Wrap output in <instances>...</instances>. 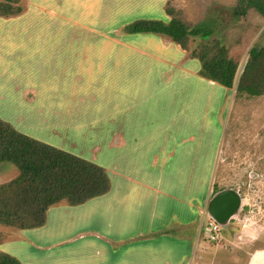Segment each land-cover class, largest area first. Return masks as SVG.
Listing matches in <instances>:
<instances>
[{"label":"rangeland","instance_id":"rangeland-1","mask_svg":"<svg viewBox=\"0 0 264 264\" xmlns=\"http://www.w3.org/2000/svg\"><path fill=\"white\" fill-rule=\"evenodd\" d=\"M92 1H39L42 5H55L60 14H66L67 18L74 22L66 24L59 20L58 37L50 35L51 38L59 40L57 45L48 44L53 46L50 54L49 50L35 53L34 43L27 38L36 35V32L39 33L33 24L28 26L41 17L38 10L33 8L35 0H19L18 6L22 9L20 15L0 18V120L19 134L24 130L28 133L22 135L28 138L95 165H98L96 160L99 148L100 152L104 151L100 157L107 155L117 162L115 148H109V144H106L113 142L115 137L114 133L106 132L107 124H111L105 120L110 117L111 112V107L107 108V105L123 103L129 106L131 103L132 107L129 109L136 111L133 106L137 103L134 102L145 92L144 83L141 82L146 79L141 78L146 76V70L158 68L155 71H161L159 78L155 77L145 83L151 98V102L147 103L153 106L157 104L159 107L170 105L171 110L180 111L189 118H200L201 126L210 122L212 132L218 135L220 145L211 179L203 183L205 189L208 190L210 184H216L218 190L231 188L236 190L244 201L240 206L242 219L234 220L233 224L230 221L227 226L219 228L215 241L207 239L209 219L205 212L201 211L202 222L198 221V237L195 233L198 240L194 242L193 250L200 253L204 241L212 248H216L217 244L218 250L214 253L209 251L208 254H212L206 262L214 258L215 264H244V252H236V256L232 254L235 250L242 251L241 243L234 246L231 240L237 239L239 242L242 239L241 232L238 233L237 230L247 226L245 216L247 218L248 214L251 217L247 221L257 223L250 222L264 230V99L255 100V103H182L188 93H197L199 81L192 75H187L184 80L178 79L176 75L178 68L196 70V67H200L201 71L200 63L190 59L189 54L199 53L204 46L206 49L210 48L211 55L215 54V42H218V47L225 49V57L237 62L238 68H241L252 47H264V18L248 8L246 13L237 15L242 8L240 0H94L93 9L88 5ZM4 2L0 0V3ZM167 8L174 11L173 18L182 20L190 27L212 22L214 33L205 43L199 38H189L186 44L187 52L171 43L167 37L127 34V27L138 20L168 23L172 16H166L164 10ZM62 37L74 41L68 43ZM159 54L164 57L161 58L162 55ZM182 54L183 63L177 66V59ZM200 71L198 75L201 76ZM27 76L32 79V84L25 82ZM42 83L46 85L45 89H42ZM29 84L36 86V91L24 93ZM226 97L227 95L224 98ZM18 103H51L53 107H57L58 103L59 122L70 117L67 108L71 103H76L73 106L77 103H100V106L97 109L96 106L88 105L93 115L90 124L92 128L95 127L89 131V135L85 128L80 129L78 134L69 130L66 139L58 140L55 136L49 138L42 130H34V124L20 118ZM152 111L153 108L148 107L141 110L143 114L147 113L144 118L155 121L156 118L151 115ZM128 115L130 112L126 116ZM55 116L53 115L47 124L57 128L59 125L51 120ZM74 117L75 114L72 119ZM111 118L115 127L112 115ZM162 118L159 122H162ZM164 123H167L170 141H175L176 135L184 138L185 134L195 132L191 126L187 127L188 132L185 130L182 118H179L178 124L172 122L171 125L165 120ZM176 126L178 127L175 131ZM180 127L179 133L177 131H180ZM90 140L92 143L97 142L96 146L99 144V148L93 149ZM120 159L130 162L128 153ZM141 163L147 168L143 160H139L138 167L142 166ZM16 175L17 170L9 164L0 165V184L15 179ZM197 184L195 181L191 187L186 186L187 196H194L190 188L193 190ZM201 202L200 207L204 210L205 202ZM62 222L57 226L62 230L61 237L65 239L82 229L81 221L76 222L72 218L64 217ZM68 224L70 228L67 227L66 231ZM174 231L176 232L168 234L176 238L182 236V231ZM14 236L8 229L0 227V243L16 242ZM248 238L252 241V245L249 244L251 249L264 244V232L253 230ZM245 243H249V240L245 239Z\"/></svg>","mask_w":264,"mask_h":264},{"label":"crops","instance_id":"crops-1","mask_svg":"<svg viewBox=\"0 0 264 264\" xmlns=\"http://www.w3.org/2000/svg\"><path fill=\"white\" fill-rule=\"evenodd\" d=\"M39 1L35 0L33 8L38 10L41 17L28 25L33 24L39 33L36 32V35L27 36V38L34 43L35 53L49 50L48 54H50L53 50V46L50 45H55L59 40V38L50 37V35L58 37L59 20L66 24H74V22L70 21L66 14H60L55 5L46 6ZM88 5L93 9L94 0ZM62 38L68 43L74 41V39L70 41L68 37ZM183 55L178 57L177 66L183 63L181 60L184 58ZM171 65L174 66V64ZM155 69L146 70V76L141 78V80L146 79L141 82L144 83L145 92L134 102L137 103L133 106L136 114L129 109L132 107L131 103L129 106L123 103L107 105V108L111 107V112L110 117L105 120L111 124H107L106 132L114 133L115 137L113 136V142L109 141L106 144H109V148H115L117 162L107 155L100 157L104 151L100 152L99 144L96 146L97 142L92 143L90 140L93 149L99 148L96 161L108 175L110 191L77 207L70 208L62 204L50 209L46 225L42 229L23 232H13L8 229L15 234L16 242H1V253L12 256L20 264H215L214 258L210 262L206 261H209V256L218 250L217 244L216 248H212L204 241L200 253L194 252L193 244L198 240L196 239L199 232L198 221L202 222V212H205L206 205L212 197L213 185H216L210 184L206 190L203 183L211 179L214 164L218 160L220 145L218 135L212 132L210 122L203 123L201 126L200 118H189L180 111L171 110L170 105L159 107L157 104L153 106L147 103L151 102V98L145 83L161 75V71H155ZM195 69L178 68L176 75L178 79L184 80L187 75H192L197 79L196 81H199L197 93L194 95H191L192 92L188 93L182 103H255V100L264 99V94L258 97L237 95L234 86L232 89H227L198 75L200 67ZM25 78L26 83H33L28 76ZM31 84L27 86L24 93L36 91V86ZM172 86L176 85L172 84ZM45 88L46 85L42 83V89ZM225 95H227L226 98H224ZM74 104L71 103L67 108V114L70 117L61 119L60 122L58 103V108L53 107L51 103H18V107L20 118L34 124V130H42L49 138L55 136L61 140L66 139L69 130L78 134L82 128H85L87 132L95 129L90 124L93 115L89 109L94 106L98 109L100 103H77L73 106ZM147 107L153 108L151 115H154L156 122L143 117L147 113L143 114L141 110ZM128 112L130 115L126 116ZM74 114L75 117L72 119ZM53 115L56 116L51 120L59 125L57 128L47 124ZM111 115L115 120V127L111 122ZM122 115L125 116L123 119ZM76 117L78 122L75 123ZM161 118L162 122H159ZM179 118L184 119L185 130L191 126L198 134L191 131L193 134H185L184 138L176 135L177 139L170 141L171 137L167 135V123H164V120L172 125V122L178 124ZM81 119H83L82 122H80ZM119 122L120 126H118ZM178 126L175 127V131ZM177 132H181V127ZM20 133L28 132L22 130ZM89 134L90 132L87 133ZM127 153L130 162L120 159ZM139 160H143L147 168L143 167L142 163V166L138 167ZM193 170L196 173L195 177ZM195 181L196 184L198 183L197 186L195 185L193 190L190 188L194 196H187L186 186L191 187ZM240 199V206H242L244 201L241 196ZM201 200L205 202L204 210L200 207ZM240 209L238 214L230 220L231 223L242 219ZM64 217L72 218L76 222L81 221L82 228L67 239L61 237L62 230L57 226ZM249 217H251L250 214L247 218L245 216L247 226L237 230L238 233L241 232L242 239L239 242L237 239L231 240L234 246L241 243L242 251L235 250L232 254L236 256V252H244V264H264V244L256 245L254 249H251L252 241L250 237L248 238L253 230L257 232H264V230L253 225L257 223L248 222ZM69 225L66 226V231L67 227L70 228ZM176 229L182 231V236L176 238L168 234L175 233ZM245 239H248L249 243H245ZM209 251L212 253L208 254Z\"/></svg>","mask_w":264,"mask_h":264},{"label":"trees","instance_id":"trees-1","mask_svg":"<svg viewBox=\"0 0 264 264\" xmlns=\"http://www.w3.org/2000/svg\"><path fill=\"white\" fill-rule=\"evenodd\" d=\"M4 1L0 3V18L21 14L19 0ZM240 5L242 8L237 15L246 13L248 8L264 18V0H240ZM164 12L166 16H172L168 23L138 20L127 27V34L167 37L187 52L189 38H199L205 43L214 33L212 22L190 27L173 18L172 9L167 8ZM217 43L213 47L217 48L215 54L211 55L210 48L205 46L199 53L189 54L190 59L200 63L201 76L227 89L234 85L237 95H263L264 47H252L246 62L238 68L237 62L227 59L225 49ZM8 164L17 170V175L0 184V226L13 232L42 229L50 209L62 204L77 207L110 191L108 175L100 166L19 134L0 120V165ZM217 192V186L213 185L211 196ZM0 264L20 262L0 252Z\"/></svg>","mask_w":264,"mask_h":264},{"label":"water","instance_id":"water-1","mask_svg":"<svg viewBox=\"0 0 264 264\" xmlns=\"http://www.w3.org/2000/svg\"><path fill=\"white\" fill-rule=\"evenodd\" d=\"M240 205L241 199L236 191L221 190L210 198L205 213L214 224L222 228L227 226L229 221L238 214Z\"/></svg>","mask_w":264,"mask_h":264},{"label":"built area","instance_id":"built-area-1","mask_svg":"<svg viewBox=\"0 0 264 264\" xmlns=\"http://www.w3.org/2000/svg\"><path fill=\"white\" fill-rule=\"evenodd\" d=\"M207 227L209 228V232L206 233L207 238L210 241H215L217 239V233H218L219 227L216 224H214L212 221H209V223L207 224Z\"/></svg>","mask_w":264,"mask_h":264},{"label":"clouds","instance_id":"clouds-1","mask_svg":"<svg viewBox=\"0 0 264 264\" xmlns=\"http://www.w3.org/2000/svg\"><path fill=\"white\" fill-rule=\"evenodd\" d=\"M235 79H236V77H235ZM208 219H209V218H208ZM209 221H211V220L209 219ZM209 221H208V223H209ZM208 223H207V224H208ZM219 228H220V227H219ZM218 230H219V229H218ZM207 239H208V238H207Z\"/></svg>","mask_w":264,"mask_h":264}]
</instances>
